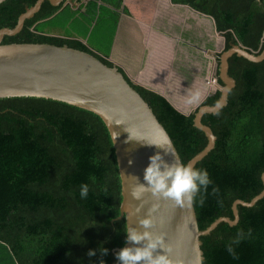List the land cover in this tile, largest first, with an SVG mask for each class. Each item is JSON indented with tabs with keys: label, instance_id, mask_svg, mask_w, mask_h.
Here are the masks:
<instances>
[{
	"label": "trees",
	"instance_id": "16d2710c",
	"mask_svg": "<svg viewBox=\"0 0 264 264\" xmlns=\"http://www.w3.org/2000/svg\"><path fill=\"white\" fill-rule=\"evenodd\" d=\"M37 1L2 2L0 30L14 28ZM68 1L55 6L46 0L22 31L3 43L67 45L108 66L117 63L188 164L209 139L195 125L196 111L185 114L154 90L165 88L177 48L175 37L155 25L173 29L169 20L185 21L189 6L213 17L225 50L241 44L260 54L264 0H71L80 6L64 7ZM49 28L64 35H51ZM229 62L237 85L225 107L203 117L217 141L196 166L213 182L194 197L201 230L220 217L235 219L236 200L249 202L264 190V61L235 54ZM221 95L217 90L202 105H216ZM82 184L89 185L87 199L80 198ZM122 203L116 149L97 113L52 98H0V264H120L117 253L128 242ZM238 209V224L222 222L201 237L204 264H264V197ZM240 231L251 235L233 245V257L227 245ZM90 250L96 254L89 256Z\"/></svg>",
	"mask_w": 264,
	"mask_h": 264
},
{
	"label": "water",
	"instance_id": "95a60500",
	"mask_svg": "<svg viewBox=\"0 0 264 264\" xmlns=\"http://www.w3.org/2000/svg\"><path fill=\"white\" fill-rule=\"evenodd\" d=\"M4 1L0 0V4ZM45 1L38 0L34 6L28 7L14 28L0 30V98H52L97 113L106 123L112 139L113 133H116L113 142L123 185L121 218L126 217L128 229L150 231L154 236L163 234L165 245L172 246L169 255L174 260L181 264H204L201 237L210 234L222 222L238 224V205L255 206L264 197V190L249 202L236 200L233 206L235 219L220 217L205 230L200 228L194 204L192 207H181L170 199L152 195L150 191L140 199L133 198L131 192L138 184L147 187L144 175L149 158L159 153L168 165H184L178 149L152 107L129 83L117 64L108 66L95 55L67 45L3 43L7 35L21 32L26 20L39 12ZM49 1L59 6L64 0ZM69 4L79 7L71 0L64 7ZM235 54L254 62L264 61V50L257 54L241 44H233L221 54L218 64V75L224 82V86L218 88L222 92L221 98L216 105H201L196 110L195 125L206 133L209 143L188 162L187 165L193 169L216 146L217 136L203 122V117L207 113H218L228 104L230 92L237 85L236 79L229 73V60ZM262 178L264 181V174ZM149 215L154 224L145 229L140 220ZM145 243L137 245L128 240L124 248L141 247ZM163 252V248H158L154 254Z\"/></svg>",
	"mask_w": 264,
	"mask_h": 264
},
{
	"label": "clouds",
	"instance_id": "9594fccd",
	"mask_svg": "<svg viewBox=\"0 0 264 264\" xmlns=\"http://www.w3.org/2000/svg\"><path fill=\"white\" fill-rule=\"evenodd\" d=\"M200 102V93L197 91L193 93L187 100L188 104H198ZM116 138V133H113V140ZM138 141H145L133 137ZM149 143V142H148ZM152 145L161 146L158 143H150ZM171 146L169 145V149ZM150 163L145 169L144 180L147 182V187L143 184H138L133 188L131 195L135 199H140L146 192H151L154 196L170 199L175 202L176 205L181 207H192L195 203V194L203 187L205 190L207 186L212 182L209 173L206 169H193L191 166L185 165H168L165 163L158 153L149 158ZM95 182V181H93ZM89 185L82 184L80 186V198L87 199L89 195ZM217 191V189H213ZM204 199L199 200L200 206L204 205ZM156 205L153 206V210ZM140 224L145 229H149L153 226L154 221L149 217L141 219ZM128 235L127 239L134 244H141L146 241L141 247H126L117 253V258L120 264H181V262L174 260L169 253L172 252L171 245H165V238L163 234L153 235L150 231L139 232L136 229H126ZM251 235V231L245 233L240 231L236 234L227 245V252L233 257L236 256L235 247ZM158 248H163V254H154ZM96 253L94 250L88 252L89 256H94ZM102 254H106V250L102 249Z\"/></svg>",
	"mask_w": 264,
	"mask_h": 264
},
{
	"label": "rangeland",
	"instance_id": "374dc122",
	"mask_svg": "<svg viewBox=\"0 0 264 264\" xmlns=\"http://www.w3.org/2000/svg\"><path fill=\"white\" fill-rule=\"evenodd\" d=\"M78 6H80L79 3ZM193 14H189L188 18L185 17V21L187 20V23L184 20L174 21V19H170L171 21L169 20V22L173 23L172 25L175 26H173V29L166 28L167 31L161 27L162 24L160 25V23L156 24L155 26L156 28L165 31L168 34H172L175 37V43L177 45V53L175 52V68L177 73L190 74L191 82H196L199 88L202 87L200 90H198L200 91V102L198 104L190 105L191 108L189 107V109L195 112L203 104L204 100L213 92H215L216 88L218 89L221 87L218 82L219 62L217 61L218 57L216 54L225 50V38L223 35L217 32L213 24L209 25L207 22L199 20L197 21L195 17L198 16H194ZM199 23L202 25L201 29L198 28ZM47 33L56 36L64 35V32L59 28H49L47 29ZM194 44L198 45L199 47L197 48ZM136 82L143 84L140 79H137ZM145 86L150 89H154L148 84ZM192 88L193 90L196 89L194 87ZM170 89H173L174 92L175 90H179L178 88L174 87H171ZM154 90L164 92L165 88L163 90ZM177 94L179 97L182 96L180 92ZM168 95L170 94L168 93ZM170 99L171 98H169V100Z\"/></svg>",
	"mask_w": 264,
	"mask_h": 264
},
{
	"label": "crops",
	"instance_id": "0c3cea01",
	"mask_svg": "<svg viewBox=\"0 0 264 264\" xmlns=\"http://www.w3.org/2000/svg\"><path fill=\"white\" fill-rule=\"evenodd\" d=\"M187 8V16L186 18H188L189 14H193L194 16H198V17H195V19L198 21H204V22H207L209 25H212L214 26V28L216 29V23H215V20L213 19V17L209 16V15H206L204 13H201L199 11L196 12L195 9L189 7V6H186ZM200 16V17H199ZM196 21V23H197ZM187 23V20L185 21ZM200 24V23H199ZM198 24V28L201 29L202 25ZM197 26V25H196ZM160 30V29H159ZM217 30V29H216ZM162 31V30H160ZM202 32V31H200ZM218 33H220L221 35H223L221 32H219L217 30ZM195 45V44H194ZM197 48L199 47L198 45H195ZM226 51V50H224ZM223 51V52H224ZM218 53L216 54L217 57L221 56V54L223 53ZM177 53V52H176ZM176 55V54H175ZM174 55V58L172 60V64L170 66V70H169V73H168V76H167V81H166V85H165V90L164 92H162L163 95H165L168 99H170V101L172 102V104H176L174 105L178 110H180L181 112L185 113V114H191L193 113V111L191 109H189L190 105L192 104H188L187 103V100L190 98V96L197 92L198 90H200V87L198 86V84L196 82H191V75L190 74H183V73H180L178 74L177 73V70L175 68V64H176V57ZM217 61H218V58H217ZM175 73V74H174ZM198 73V71H197ZM177 74V75H176ZM199 74V73H198ZM190 78V80H189ZM175 80V81H174ZM198 86V87H197ZM171 87H174V88H178L179 90H175V92L173 91V89H170ZM196 88L193 90V88ZM218 89L216 88L215 92L217 91ZM178 92L181 93V97L178 96ZM200 93V91H198ZM213 92V93H215ZM168 93L170 95H168ZM177 94V95H176ZM170 96V97H169ZM189 97V98H188ZM191 108V107H190Z\"/></svg>",
	"mask_w": 264,
	"mask_h": 264
}]
</instances>
